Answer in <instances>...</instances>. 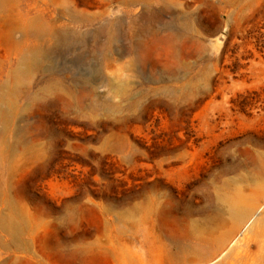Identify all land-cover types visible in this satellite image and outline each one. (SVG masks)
I'll return each instance as SVG.
<instances>
[{
	"label": "rangeland",
	"instance_id": "1",
	"mask_svg": "<svg viewBox=\"0 0 264 264\" xmlns=\"http://www.w3.org/2000/svg\"><path fill=\"white\" fill-rule=\"evenodd\" d=\"M60 1L88 22L61 18L81 35L50 47L5 100L0 190L28 222L0 236V264H161L183 225L216 220L226 193L249 200L261 183L264 0H166L148 13ZM177 10L195 29L166 43ZM14 64L0 33V85ZM51 78L64 91L39 93Z\"/></svg>",
	"mask_w": 264,
	"mask_h": 264
},
{
	"label": "bare ground",
	"instance_id": "2",
	"mask_svg": "<svg viewBox=\"0 0 264 264\" xmlns=\"http://www.w3.org/2000/svg\"><path fill=\"white\" fill-rule=\"evenodd\" d=\"M100 1V6H103L111 0ZM117 1L121 2L124 9L128 10L137 5L142 6L145 13L149 12L152 3L160 4L163 8H167L168 5L166 0ZM230 1L224 0L226 3H230ZM41 2L44 7L39 5ZM202 2L206 3L209 0H202ZM46 4L48 3L45 0H32L29 6L21 11L19 0H0L1 38L7 51H10V54L15 57L13 68L10 69L5 81L0 85V128L2 129L6 128L10 119L12 102L5 101L9 95L14 96L19 86L31 73L40 71L50 47L65 42L71 37L81 35V33L74 34L65 29L67 27L61 18L72 23L88 22L86 14L71 9L60 0L50 1L56 17L53 15L54 12H50ZM189 4L186 6L189 7ZM177 11V19H181L180 23H176L175 17H172L175 29L168 31L170 26L164 27L167 28L168 33L162 35L161 39L166 43L172 42V39L178 35L189 36L195 29L194 21L189 20L190 17L188 18L187 15H180L181 9ZM186 12L187 14L190 13L187 10ZM114 22L117 23L118 21L115 20ZM38 91L39 93H61L64 90L57 80L51 78L42 84ZM1 139L2 137H0V166L5 162L1 149ZM10 150L13 151L15 148L10 147ZM256 160L254 176L260 179L261 183L255 185V195L247 200L238 188L226 193L222 197V210L220 209L218 212L219 217L216 216V220L206 219L203 222L201 220V223L193 221L183 225L181 235H179L184 239V243L174 242V251L163 254L160 262L158 261L159 263L264 264V206L258 215L254 213L258 201L257 195L264 196V158ZM7 168H9V162H7ZM10 194L6 190H0V236L3 234L19 235V232L24 230L22 225L28 222L25 210L19 207L18 197L15 194ZM243 240L246 245V254L243 257L245 260L241 257H234L239 242ZM228 242L232 243L224 251V246ZM216 255L219 257L213 259ZM230 258L234 259L233 262H229Z\"/></svg>",
	"mask_w": 264,
	"mask_h": 264
}]
</instances>
